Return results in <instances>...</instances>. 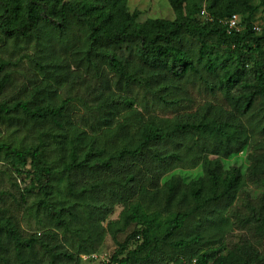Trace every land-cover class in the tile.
<instances>
[{"label": "trees", "instance_id": "trees-1", "mask_svg": "<svg viewBox=\"0 0 264 264\" xmlns=\"http://www.w3.org/2000/svg\"><path fill=\"white\" fill-rule=\"evenodd\" d=\"M169 2L174 19L141 20L129 0H0V123L18 117L50 127L43 136L58 130L54 142L69 146L52 161L41 136L28 145L0 140V156L21 180L20 198L12 195L18 204L35 197L28 208L77 247L69 251L52 233L25 237L3 215L0 249L9 256L0 264H75L77 255L96 254L106 229L116 248L100 264H264V251L252 244L228 250L223 237L214 239L244 177L251 172L264 181V24L256 21L264 0ZM234 14L241 28L230 31ZM26 60L41 75L30 72L34 86L22 84L20 96L10 98ZM65 82L82 95L58 96ZM74 102L97 131L107 126L128 141L113 150L84 135L69 117ZM243 155L248 167L238 164ZM144 178L167 189L168 201L180 193L178 204L190 206L166 217L148 212L143 201L152 189ZM119 203L120 218L104 226ZM246 207V221L264 232L263 207ZM193 218L199 231L178 239Z\"/></svg>", "mask_w": 264, "mask_h": 264}, {"label": "rangeland", "instance_id": "rangeland-1", "mask_svg": "<svg viewBox=\"0 0 264 264\" xmlns=\"http://www.w3.org/2000/svg\"><path fill=\"white\" fill-rule=\"evenodd\" d=\"M129 3L132 11L141 12V20H143L146 16L167 19H174L176 16L169 0H129ZM256 19L258 24H264V13H259ZM12 48L13 44L8 45L9 51H11ZM73 69L74 68H72V70ZM18 71L21 74L16 76L17 83H14V85L8 90L10 98H18L20 96L19 93L22 89V84L24 86H28L30 89L34 86V84L30 83L27 79L32 78L30 72L34 73L36 76L41 75L37 71L35 65L28 63L27 60L20 68H18ZM72 83L73 82H65L64 85L59 88L58 96L65 97L68 95L75 97L77 95H82L79 88L73 86ZM84 110L85 108L80 102H74L69 110L70 119L75 123L77 129L84 133V135H87L89 138L99 136L101 140L100 144L103 140H105L107 142V147L113 150L120 148L121 145L128 141L124 136L117 140L116 137H114L112 133L107 130V126L104 127L105 131H97L95 129L93 119L86 116ZM65 119L64 123H66L67 117ZM66 126L68 132L73 131V129L69 128L67 124ZM49 128L50 127H43L42 129H39L33 127L31 124L27 126L23 119L15 117L12 121L0 123V140L12 142L16 145H28L38 141V136H41L43 141L49 143V145H45V148H48L49 150L48 157L52 161H58L61 159V153L69 146L59 148L58 144L54 142L51 134L57 133L58 130H50V134L48 136H43V132L48 131ZM63 133L64 132H61L60 135L63 136ZM67 139L70 141L71 135H69ZM85 144L86 142L82 145L84 146ZM243 160L246 161L245 165L248 167L249 163L245 155H243L241 159H238V164H243ZM181 168L184 167H179L176 170V173L181 171ZM136 170H138V168ZM200 170V167H194L191 169V172L196 173ZM147 176L152 177V173H147ZM144 179L145 180L142 181V184L146 183V185L152 189L151 195L143 201L148 212L161 211L163 216L166 217L171 212L179 209L186 210L188 206H190L188 203L178 204L181 197L180 193H178L176 198L168 201L167 189H161L159 192V189H155V187H158L156 184L150 183V180L147 178ZM18 183H21V180L16 177V173L13 171L12 167L4 160L3 157L0 156V216H12L25 237L32 235L43 237L44 233H52L56 237L54 240L52 239L53 241L59 240L60 243L65 244V247L69 249V251L76 253L77 247L73 245V242L72 246L71 244L69 245L66 243L67 238L62 234V231H58L54 228L55 226L48 222V220L41 213L39 214L28 208V205L34 201L33 199L35 197H31L26 204L17 203V200L14 199L12 194L20 198L19 188L17 187ZM241 186V190L238 193L239 200L229 209L227 213L229 221H225V230L219 236L214 235V239L223 237V245H225L228 250L234 247H242L246 244H252L255 248L264 251V232L258 231L253 222H250L249 220L246 221V218L250 216V209L246 207L247 203L258 209L263 207L264 210V181L259 177L253 176V174L249 172V174L244 177L243 184ZM130 203H133V200ZM124 206V203H119L117 206L115 205L113 212L108 216L107 220L103 222L104 226L107 227L109 221L119 219L123 209H125ZM198 218H193L186 224L182 232L178 235V239H189L191 233L199 231L197 225L199 220ZM132 230V226L127 228L125 232L119 235L120 240L125 239ZM44 239L49 240V237ZM100 243L101 244L98 248L99 250L96 254L99 255V259H109L114 253L116 244L108 229H106V233ZM215 246H219V244H216ZM164 249L169 255L175 252V250L169 246H165ZM39 254L41 256L40 251ZM0 256H9V253L5 252L4 249H0ZM77 256L75 264L101 263L99 259H93L89 253H82ZM12 262H14V260H12ZM170 263V261H167L165 264Z\"/></svg>", "mask_w": 264, "mask_h": 264}, {"label": "built area", "instance_id": "built-area-1", "mask_svg": "<svg viewBox=\"0 0 264 264\" xmlns=\"http://www.w3.org/2000/svg\"><path fill=\"white\" fill-rule=\"evenodd\" d=\"M202 14H205V10H202ZM228 28L229 30H239L241 28L240 26V17L237 14H234L231 18H229L228 20ZM258 30H261V27H258ZM92 258L94 259H99V255L98 254H93L91 255ZM99 260L105 261V262H109V259L106 258H101Z\"/></svg>", "mask_w": 264, "mask_h": 264}]
</instances>
